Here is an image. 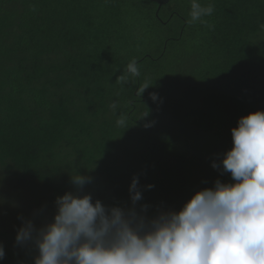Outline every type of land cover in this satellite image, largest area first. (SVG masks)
Masks as SVG:
<instances>
[{
	"label": "trees",
	"instance_id": "16d2710c",
	"mask_svg": "<svg viewBox=\"0 0 264 264\" xmlns=\"http://www.w3.org/2000/svg\"><path fill=\"white\" fill-rule=\"evenodd\" d=\"M197 2L213 12L190 22L192 0H0V264H34L68 191L135 227L235 183L212 164L238 120L264 111V0ZM28 221L32 240L17 244Z\"/></svg>",
	"mask_w": 264,
	"mask_h": 264
},
{
	"label": "clouds",
	"instance_id": "9594fccd",
	"mask_svg": "<svg viewBox=\"0 0 264 264\" xmlns=\"http://www.w3.org/2000/svg\"><path fill=\"white\" fill-rule=\"evenodd\" d=\"M212 12L211 5L202 7L192 0L190 22ZM126 73L140 75L135 60ZM119 80L126 83L127 76ZM150 98L155 102L157 94ZM116 123L123 127L126 118ZM231 134L233 147L212 167L230 173L235 183L216 180L213 187L196 191L179 211L160 215L147 226H132L118 208L106 215L91 194L68 191L57 197L54 221L36 241L39 255L34 264H264V111L241 117ZM87 182L81 175L72 178L78 187ZM129 192L133 202L141 199L135 176ZM33 231L31 221L24 223L17 244L32 240ZM4 257L0 245V261Z\"/></svg>",
	"mask_w": 264,
	"mask_h": 264
},
{
	"label": "rangeland",
	"instance_id": "374dc122",
	"mask_svg": "<svg viewBox=\"0 0 264 264\" xmlns=\"http://www.w3.org/2000/svg\"><path fill=\"white\" fill-rule=\"evenodd\" d=\"M177 150L181 153V152H185L186 151V144L184 141H179L176 145ZM23 226V225H22ZM1 227V226H0Z\"/></svg>",
	"mask_w": 264,
	"mask_h": 264
},
{
	"label": "water",
	"instance_id": "95a60500",
	"mask_svg": "<svg viewBox=\"0 0 264 264\" xmlns=\"http://www.w3.org/2000/svg\"><path fill=\"white\" fill-rule=\"evenodd\" d=\"M159 4L160 8L169 3L170 0H148Z\"/></svg>",
	"mask_w": 264,
	"mask_h": 264
}]
</instances>
